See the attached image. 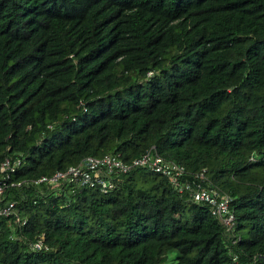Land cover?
I'll use <instances>...</instances> for the list:
<instances>
[{"label": "trees", "instance_id": "1", "mask_svg": "<svg viewBox=\"0 0 264 264\" xmlns=\"http://www.w3.org/2000/svg\"><path fill=\"white\" fill-rule=\"evenodd\" d=\"M147 151L179 187L145 165L36 182ZM5 158L0 264H264V0H0Z\"/></svg>", "mask_w": 264, "mask_h": 264}, {"label": "built area", "instance_id": "2", "mask_svg": "<svg viewBox=\"0 0 264 264\" xmlns=\"http://www.w3.org/2000/svg\"><path fill=\"white\" fill-rule=\"evenodd\" d=\"M20 165L21 158H15L13 160L5 158L2 161L0 171L3 176L0 179V196L6 187V180ZM131 165L148 166L154 172L166 176L169 182L176 187H179V179L184 173V168L181 165L164 159L155 151H147L141 157L132 160L131 164L111 154H105L101 157L86 156L78 164L69 166L65 171H56L51 176H41L36 182L46 181L56 183L60 180H68L89 187L100 185V188L107 190L112 186V182L108 178L109 174L113 171L125 172ZM16 183L17 185L20 184V182ZM186 187H188V184H186ZM191 196L195 201L209 203L212 212L220 216L225 224H229L232 221L233 213L229 209L230 198L227 195H221L214 189L197 188L191 192ZM13 210V201L2 203L0 199V215H10L14 213ZM16 219L18 220V218ZM41 245L40 241L34 243L35 248H40Z\"/></svg>", "mask_w": 264, "mask_h": 264}]
</instances>
